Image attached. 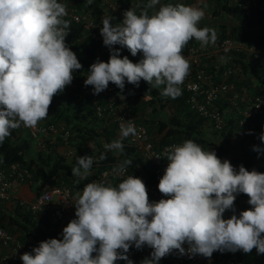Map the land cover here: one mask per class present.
<instances>
[{"label": "clouds", "instance_id": "1", "mask_svg": "<svg viewBox=\"0 0 264 264\" xmlns=\"http://www.w3.org/2000/svg\"><path fill=\"white\" fill-rule=\"evenodd\" d=\"M159 3L148 0L139 14L131 7L121 23L113 24L112 16L102 20L100 34L110 57L87 71L84 84L93 87V94L110 82L123 92L125 82L138 87L141 80L151 88L163 86V96L182 94L180 86L191 67L182 55L184 47L193 38L202 48L215 44L217 33L199 27L205 13L197 7L167 4L149 14ZM66 16V5L58 0H0V144L11 130L34 128L46 119L53 97L82 70L66 43ZM115 45L143 58L137 63L121 58ZM120 135L105 149L123 151L122 139L137 135L131 120L121 123ZM259 139L264 142V132ZM164 156L168 165L158 190L166 199L151 202L143 180L131 174L116 186L86 183L76 193V218L63 228L62 239L41 241L20 257L23 264H133L126 255L133 245L152 249L151 258L141 264H158L173 252L208 259L217 251L250 254L255 248L264 254V173L243 165L237 170L191 139L167 148ZM93 163L92 155L77 157L71 174L87 180ZM131 163L126 159L113 170L124 174ZM241 193L251 207L236 215L234 202ZM226 210L233 211L227 219Z\"/></svg>", "mask_w": 264, "mask_h": 264}, {"label": "trees", "instance_id": "2", "mask_svg": "<svg viewBox=\"0 0 264 264\" xmlns=\"http://www.w3.org/2000/svg\"><path fill=\"white\" fill-rule=\"evenodd\" d=\"M119 1H123L125 4L123 6L127 10L131 7L135 8L137 14L148 3V0H116V2ZM58 2L63 4L71 2L78 8L92 9L94 17L99 21L106 18L104 15L107 13V9L103 0H91V3L88 0H58ZM209 2L212 19L217 23L212 25V23L200 21V28H214L217 39L230 37L247 41L249 44L264 45V33L255 34L256 30L264 25V11L256 10L249 17L237 7L235 0H209ZM161 3L162 5L184 4L189 6L188 2L176 0H161ZM161 3L156 5L155 9H149V14L157 11ZM121 22L115 18L112 21L113 24ZM250 29L255 30L252 32ZM66 43L76 53L84 73H87L90 65L97 60L107 62L110 57L109 48L107 52H104L99 42L86 35L81 24L70 23ZM191 47L201 48L200 43L193 38L184 47L182 55L187 54ZM114 48L119 49L121 58L127 56L133 63H137L141 59L138 55L132 56L127 48L120 45H115ZM224 58L228 61L217 71V80L222 79V74L227 67L238 65L243 78L233 76L229 80L234 81L237 89L241 92L245 89L249 95L264 96V67L260 65L259 61H250L242 54H230ZM216 64L213 59L204 58L202 68L209 73H214ZM162 89L163 86L160 89L151 88L143 80L140 81L138 87L125 82L124 88L131 98L133 116L139 124L146 127L155 149H162L169 144H181L185 140L191 139L205 150H214L219 158H231L234 164L243 165L246 169L255 167L256 171L264 173V159L261 151L254 150L255 148L261 149V147H258L253 141L248 143L247 139L236 138L238 127V112L236 110L231 111L224 101L215 104V107L227 111L225 112L227 124L225 129L216 131L207 118L190 109L188 93L181 91L182 94L173 99L161 95ZM93 90L92 86L85 85L76 89L66 87L63 92L53 97L48 117L39 121L40 124L46 125H64L67 130L71 131L68 144L62 143L61 137H58L57 144L62 143L63 147H67L71 155H74L73 158L67 160L59 157L55 152V145H49V143L45 146L46 148L39 147L30 133L26 131L11 130V135L0 144V169H7L13 164H20L23 168L28 169L32 176L31 188L36 195H39L40 189L44 186L56 185L69 187L74 195L77 192H82L84 185L92 179L90 175L87 180H82L71 174L77 157L92 155L94 163L90 173L93 171L95 173L102 172L130 158L132 163L128 168L136 175L143 177L147 185L158 190L159 180L164 174L168 161L163 159L161 162L155 163L145 159L142 151L130 144L124 145L123 151L119 155L113 150L107 151L105 145L110 144L111 138L118 133V130L110 118L100 117L97 114L92 95ZM91 144L96 146V151H91ZM33 148L38 149L35 156L30 154ZM101 154H104L106 159L101 160ZM96 158H99V162L95 161ZM97 164L99 166H96ZM121 181H116L112 185L116 186ZM149 199L151 202H157L150 195ZM237 199L243 210L251 207L248 204L249 197L247 195L238 194ZM13 205V210L8 211L4 204L0 203V228L8 229L28 248L38 247L41 241L48 239H62V231L67 226L66 223H55L49 212L36 216L26 211L18 203V200H14ZM93 255L95 254L93 253ZM212 257L220 263L264 264V254H257L255 248L250 254H245L242 251L235 253L217 251L213 253ZM115 264L121 263L116 261ZM158 264L165 263L158 261Z\"/></svg>", "mask_w": 264, "mask_h": 264}, {"label": "built area", "instance_id": "3", "mask_svg": "<svg viewBox=\"0 0 264 264\" xmlns=\"http://www.w3.org/2000/svg\"><path fill=\"white\" fill-rule=\"evenodd\" d=\"M106 7V14L104 17L113 16V18L123 21L124 12L127 10L123 5V1L116 2V0H103ZM237 7L247 16H251L254 12L264 11V0H235ZM66 5L67 16L66 20L73 24H81L87 36L94 41L99 42L104 52L108 51V47L103 44V37L100 34L102 21L97 20L92 13V9L78 8L75 4L68 2ZM243 55L250 61H259L260 65L264 67V45L249 44L247 41L238 40L234 38H218L215 44H209L206 47H191L189 52L183 55L190 63V73L180 86L181 91L188 93V104L191 110L199 113L202 117L207 118L213 125L216 131H221L226 127L225 112L215 104L218 102H226L227 107L231 111H237V131L236 138L246 140V142H254L261 147L262 158L264 159V142L259 139V136L264 132V96L249 95L244 89L243 92L237 89L234 81L229 79L233 76L243 78L241 68L238 65L229 66L222 74V79H216L217 71L220 69L216 67L214 73L207 72L202 68V61L204 58L215 57L224 58L227 55ZM141 59L142 53L137 54ZM226 60L225 58L223 59ZM228 60H226L227 63ZM87 73L82 70H77L73 73V80L70 85L66 86L69 89H76L84 84ZM94 92V90H93ZM93 100L97 114L100 117L107 116L116 124L118 133L120 134V125L122 122L131 120L137 129V135L124 138L131 146L137 147L142 151L145 159L151 160L155 163L161 162L165 156V150L172 145L169 144L162 149H155L154 144L148 134L145 126L139 124L132 114L131 98L129 94L123 90L121 92L111 82L106 90L99 94H93ZM123 95L124 99L120 96ZM103 100V101H102ZM16 131H26L30 133L33 139L41 148H46L49 145H58V137H61L64 144H68L71 137V131L67 130L64 125L40 124L34 128H27L21 125L20 128L13 129ZM72 156L71 153L67 154ZM159 157V159L157 158ZM227 159L238 170L240 164L232 163L231 158ZM120 164L111 166L110 168L99 172L89 182L102 181L105 184H113L116 181H121L126 178L127 174L141 178L146 185L148 194L155 201L166 199L159 190L155 187L147 185L145 179L133 173L128 167L124 174L117 173L113 169ZM255 167H249L247 170L252 171ZM32 176L28 169L23 168L20 164H13L7 169H0V203H11L18 200V203L23 206L26 211L38 216L40 213L49 212L52 220L57 222H64L66 225L75 219V198L72 190L65 185L44 186L40 189L39 195H36L32 201L24 199H16L19 190L29 185L31 187ZM235 214L239 215L243 211L242 206L236 200L234 202ZM233 214L232 210H226L224 218H230ZM187 247V245H185ZM25 252H32V249L19 241V239L6 228H0V264H23L20 257ZM152 249L144 246L141 249H136L133 245L126 255L133 261V264H141L144 256L151 254ZM95 254V253H94ZM121 264H127L124 260H118ZM165 264H237L235 262L220 263L213 257L210 259L200 255L189 257L188 255L181 256L178 252H173L170 255L159 260Z\"/></svg>", "mask_w": 264, "mask_h": 264}, {"label": "crops", "instance_id": "4", "mask_svg": "<svg viewBox=\"0 0 264 264\" xmlns=\"http://www.w3.org/2000/svg\"><path fill=\"white\" fill-rule=\"evenodd\" d=\"M199 1H200V4L202 5V8H200V9H202L205 13L204 18L201 20V22H204V23L209 22L210 24L212 23V25H216L217 21L216 20L214 21L212 19V13L210 12L211 4H210L209 0H199ZM184 2H188L189 6L195 7L193 0H184ZM160 3H161V0H160ZM161 5H162V3H161ZM197 8H199V7H197ZM254 30L255 29H250V31H252V32H254ZM255 34H259V33H255ZM213 61L217 63L216 67H219V68H221L222 65L226 64V61H224L223 59L218 58V57H215V60H213ZM219 64H221V65H219ZM117 140H121V135L119 133L115 134L111 138L110 143H112L113 141H117ZM122 143H123V146L129 144L124 138L122 139ZM63 146L64 145L62 143L55 145L54 149H55V152L57 153V155L63 159H67V160L73 158L74 155H72V156L67 155L68 153H70V150H68L67 147H63ZM90 149H91V151L97 150L96 146L94 144L90 145ZM113 151L116 152L117 155H119V153H121L120 150H113ZM95 161L99 162V158H96ZM96 166H99V165L97 164ZM97 174L98 173H95V171H93V172H91L90 176L93 178ZM75 196H76V193L74 194V198H75ZM35 197H36L35 191L29 185L23 186L16 195V199L21 198V199H24L26 201H32L35 199ZM3 204H4V206H6L5 208L8 211L13 210L14 201H12L11 203H3ZM145 258H151V254H147V256Z\"/></svg>", "mask_w": 264, "mask_h": 264}, {"label": "rangeland", "instance_id": "5", "mask_svg": "<svg viewBox=\"0 0 264 264\" xmlns=\"http://www.w3.org/2000/svg\"><path fill=\"white\" fill-rule=\"evenodd\" d=\"M194 1V4H195V7H199V8H202V5L200 4V1L199 0H193ZM257 33H264V25H262L260 28H258L257 30ZM38 149L36 148H33L31 151H30V154L32 156H35L36 155V152H37ZM6 207V206H4ZM10 207V206H9Z\"/></svg>", "mask_w": 264, "mask_h": 264}]
</instances>
